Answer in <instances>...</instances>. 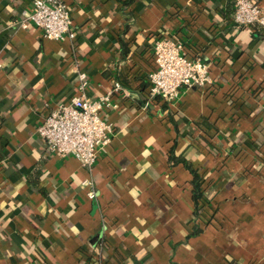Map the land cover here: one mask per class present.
I'll return each instance as SVG.
<instances>
[{"label": "crops", "instance_id": "crops-1", "mask_svg": "<svg viewBox=\"0 0 264 264\" xmlns=\"http://www.w3.org/2000/svg\"><path fill=\"white\" fill-rule=\"evenodd\" d=\"M31 1L0 0V264H264V30L237 26L234 0H63L75 34L54 40ZM165 33L212 79L165 102L177 128L149 96ZM78 71L92 98L122 86L92 169L46 155L35 131ZM171 149L199 171L195 214Z\"/></svg>", "mask_w": 264, "mask_h": 264}, {"label": "built area", "instance_id": "built-area-1", "mask_svg": "<svg viewBox=\"0 0 264 264\" xmlns=\"http://www.w3.org/2000/svg\"><path fill=\"white\" fill-rule=\"evenodd\" d=\"M70 11L63 0H32L26 16L42 37L60 40L74 37ZM232 19L239 27L264 30V4L258 0H234ZM151 47L154 68L148 74L150 97L173 104L187 88L211 83L209 64L198 55L187 54L182 41L174 35L154 37ZM77 82L78 94L67 103L48 106L35 131L43 141L46 155L72 156L83 167L92 169L113 134L107 112L117 108L112 94L122 90V86L114 81L111 91L92 98L87 94L86 72H77ZM88 194L94 196L92 190Z\"/></svg>", "mask_w": 264, "mask_h": 264}, {"label": "trees", "instance_id": "trees-1", "mask_svg": "<svg viewBox=\"0 0 264 264\" xmlns=\"http://www.w3.org/2000/svg\"><path fill=\"white\" fill-rule=\"evenodd\" d=\"M125 3H127V1H125ZM253 30L255 31V29H253ZM187 51L188 50H186V48H185L186 53H187ZM162 105H163L162 110L166 111L171 122L177 128V125H176L175 120H174L173 115H172V111L169 108H167V105L165 104V102L162 103ZM167 160H168V162H171L172 164H177L180 162L191 172V174H192V180L191 181H192V186H193V190H194V201H195V209H196L194 211V214H195L197 212V209H198L199 199L202 197V194H203V190L200 186V174H199L198 169H194L192 167L191 162L189 160H187L184 157V155H175L173 149H171L169 154L167 155ZM197 231L195 230L194 233H196Z\"/></svg>", "mask_w": 264, "mask_h": 264}]
</instances>
